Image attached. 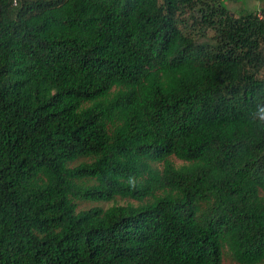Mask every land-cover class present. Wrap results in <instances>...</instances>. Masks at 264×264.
I'll return each instance as SVG.
<instances>
[{
	"label": "trees",
	"instance_id": "trees-1",
	"mask_svg": "<svg viewBox=\"0 0 264 264\" xmlns=\"http://www.w3.org/2000/svg\"><path fill=\"white\" fill-rule=\"evenodd\" d=\"M242 1L0 0V264H264Z\"/></svg>",
	"mask_w": 264,
	"mask_h": 264
},
{
	"label": "rangeland",
	"instance_id": "rangeland-1",
	"mask_svg": "<svg viewBox=\"0 0 264 264\" xmlns=\"http://www.w3.org/2000/svg\"><path fill=\"white\" fill-rule=\"evenodd\" d=\"M228 6L237 16H240V15L246 13L247 11H255L258 13L261 12V10L264 8V1L263 2H257L254 0H244V1L238 2V3H229ZM173 161L175 162V164L177 166L182 165V162H180L176 159H173ZM129 202L135 203L131 200H125V199L117 198L115 200V202L102 203L99 205L107 208V207H110V206L115 205V204L126 205ZM94 205H96V204L84 203V204H82L81 207L85 209V208H89V207L94 206ZM222 264H234L232 256L227 250L224 253V258H223Z\"/></svg>",
	"mask_w": 264,
	"mask_h": 264
},
{
	"label": "clouds",
	"instance_id": "clouds-1",
	"mask_svg": "<svg viewBox=\"0 0 264 264\" xmlns=\"http://www.w3.org/2000/svg\"><path fill=\"white\" fill-rule=\"evenodd\" d=\"M262 119H264V117H262Z\"/></svg>",
	"mask_w": 264,
	"mask_h": 264
}]
</instances>
